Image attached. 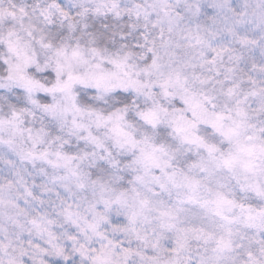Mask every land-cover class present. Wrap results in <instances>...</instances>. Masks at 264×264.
<instances>
[{"label":"snow or ice","instance_id":"snow-or-ice-1","mask_svg":"<svg viewBox=\"0 0 264 264\" xmlns=\"http://www.w3.org/2000/svg\"><path fill=\"white\" fill-rule=\"evenodd\" d=\"M0 264H264V0H0Z\"/></svg>","mask_w":264,"mask_h":264}]
</instances>
